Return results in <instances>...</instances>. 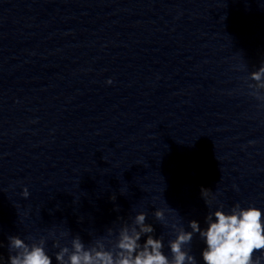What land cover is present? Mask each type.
I'll return each instance as SVG.
<instances>
[{
    "label": "clouds",
    "instance_id": "9594fccd",
    "mask_svg": "<svg viewBox=\"0 0 264 264\" xmlns=\"http://www.w3.org/2000/svg\"><path fill=\"white\" fill-rule=\"evenodd\" d=\"M250 79L256 84L249 87L264 89V65L252 72ZM252 95L264 102V95L259 91H254ZM22 196H29L27 188ZM202 197L207 205L214 198L207 189H202ZM112 199L115 200V197ZM222 207L206 217L207 227L204 229L195 220L189 221L191 231L180 226L175 239L169 241L171 258L163 252L162 238L151 235L155 229L145 223L146 213L140 212L134 218V226L121 228L116 242L117 251L102 245L86 247L77 236L72 240L71 249L61 248L55 260L58 264H197L195 256L185 246L191 244L194 234H198L206 245L202 250L203 264H261L264 259V211L255 206L241 208L237 204L230 213H225ZM154 216L157 220H165L163 210H156ZM173 228L176 229V226L173 225ZM142 236H146L143 243L140 242ZM8 239L9 264H52L44 240L29 245L18 236ZM54 246L58 247V244Z\"/></svg>",
    "mask_w": 264,
    "mask_h": 264
}]
</instances>
